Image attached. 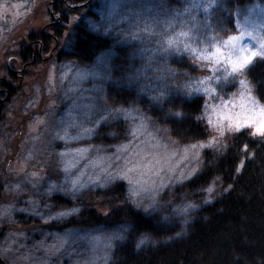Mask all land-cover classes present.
<instances>
[{
	"label": "rangeland",
	"instance_id": "1",
	"mask_svg": "<svg viewBox=\"0 0 264 264\" xmlns=\"http://www.w3.org/2000/svg\"><path fill=\"white\" fill-rule=\"evenodd\" d=\"M55 1L0 0V84L7 82L13 86V93L3 105L0 120V260L8 259L7 264H14L21 257L18 252L20 246L25 244L29 247L35 242L34 236L33 240L32 235L26 234L29 232L40 237L36 244L45 254H52L51 259L59 261L67 251L70 257L79 258L75 264H107L112 244L123 235L122 228L93 230L85 234L65 233V230L49 232L45 224L65 221L66 217L77 213L75 208L66 209L65 205L54 202L53 196H78L121 180L125 184L127 202L146 214L156 213L162 223L180 228L178 235H181L185 221L224 189L218 179L200 189L188 190L183 188V184L200 173L205 153L223 150L231 137L240 131L245 130L254 136V126L248 125L239 131L225 128L223 135L215 126L218 117L214 108L219 110L228 102L227 110L240 111L239 107H232L242 102L240 86L232 81L222 82L215 98L204 94L193 95L202 97V108L197 117L208 132L207 137L200 141L172 139L168 128L157 123L145 111L150 107L160 109V104L173 94L182 95L179 89L189 78L213 75L204 62L195 61L190 55L154 51L163 37L172 34L164 30L167 19L173 12H183L190 0H181L173 6H168L167 0H134L132 4L125 2L111 17L108 15L111 0H92L89 7L94 17L87 16V5L69 0L71 5L65 8L70 13V20L63 23L58 41L51 40L45 51L39 50V55L23 62L18 53L23 45H29L27 33L40 30L51 32L49 24L56 16L52 10ZM194 2L198 5L200 0ZM210 2L205 0V3ZM74 3L79 5L72 7ZM140 3L158 5L157 11L168 13L167 16L161 14L157 17L160 24L155 31L159 35L151 39H132L136 22L134 19H122L128 15L129 8L139 9ZM254 7L256 12L251 19L255 23L264 10V2L230 8L222 0L221 5L210 14L197 7L193 8L190 16L179 19L187 22L195 18L201 31L192 34L200 36L206 44L208 36L226 39L228 35L235 34L237 9L243 12ZM72 8L74 11L71 12ZM157 11L145 12L140 17L141 21L145 16H156ZM82 17L89 30L112 36L117 46L129 47L128 73L122 81L121 78L111 80V63L117 54L115 48L102 51L87 66H80L72 60L56 61L59 51L64 53L70 49L68 33L76 20ZM200 22L207 24L208 31L203 30L205 24ZM139 27H144L143 22ZM191 27L193 25L185 23L173 31H188ZM195 46L203 47V44ZM102 59L107 64L106 69L99 66ZM175 61H184L186 67H178L172 63ZM78 72H99L100 75L80 79ZM238 79H247L253 86L252 95L258 106L264 105L257 98L255 85L247 72ZM112 82H125L134 88L137 100L143 104L116 106L108 103L104 90ZM161 93L164 95L161 96ZM6 96L1 95L0 99ZM205 104L208 105L207 113ZM125 112L129 113L127 118ZM209 117L213 125H209ZM115 121H121L120 140H112L109 144L90 141L99 137L101 126ZM115 135L117 132L112 129L105 132V138L113 139ZM213 137L215 142L208 146ZM261 137L264 139V136ZM201 143L205 146L200 147ZM193 144L197 147L192 148ZM209 186L213 188L210 193L206 191ZM188 204L195 207L189 208L187 213L179 212ZM60 212L68 214L57 215ZM17 214L20 215L16 218ZM27 221L31 224L26 225ZM23 236L25 241H19ZM144 237L147 239L137 248L150 244L148 236L141 235L136 240V246ZM77 243L83 246L84 254L74 250Z\"/></svg>",
	"mask_w": 264,
	"mask_h": 264
},
{
	"label": "trees",
	"instance_id": "2",
	"mask_svg": "<svg viewBox=\"0 0 264 264\" xmlns=\"http://www.w3.org/2000/svg\"><path fill=\"white\" fill-rule=\"evenodd\" d=\"M91 1L78 0L83 6H88L87 16L94 17L89 7L92 5L89 4ZM180 1L167 0V3L168 6H173ZM255 2L264 0H225V5L234 8ZM54 3L52 10L56 16L49 24L51 32L40 30L27 33L29 45H23L18 53L23 62L39 55V50L45 51L51 40L57 42L62 35L63 23L69 22L70 13L65 8L71 5L68 4L69 0H56ZM75 3L72 7L79 5ZM68 34L70 49L64 53L59 51L56 55L57 62L65 59L87 66L102 51L115 48L117 54L111 63V80L121 78L122 81L127 77L128 46H117L112 36L89 30L83 17L76 20ZM172 63L180 68L186 67L184 61ZM247 76L255 85L257 98L264 102V60L255 62L247 71ZM0 87V96L8 95L7 98L0 99L1 120L3 105L13 93V86L1 82ZM104 95L108 103L116 106L143 104L137 100L136 90L125 82L110 83L106 86ZM201 108V96L186 98L184 95L173 94L160 104V109L150 107L144 110L157 123L168 128L172 139L200 141L208 134L197 119ZM175 113L182 115L177 116ZM120 122L101 126L98 129L99 137L90 141L98 140L109 144L112 140H120ZM110 129L117 132L113 139L105 138V132ZM205 157L200 173L185 182L183 188L200 189L218 179L224 189L209 204L200 206L191 219L185 221L181 235H178L180 228L162 223L156 213L146 214L127 202L124 196L125 184L121 180L85 191L78 196H53L54 202L65 205L66 209L75 208L77 213L66 217L65 221L47 223L44 227L52 233L65 230V233L71 231L84 234L93 230L122 228L123 235L112 244L107 264H264V139L243 130L231 137L223 150L205 153ZM1 189L0 181V191ZM25 224L31 223L27 221ZM26 234L32 235V238L34 236L35 242L29 247L25 244L20 246L18 252L21 257L14 264H75L79 260L70 257L67 251L61 260L51 259L52 254H45L36 244L40 237L29 232ZM141 235L148 236L150 244L137 248L136 240ZM22 240L25 241L24 236L19 239ZM75 246L74 250L84 254L83 246L78 243ZM7 260H0V264H7Z\"/></svg>",
	"mask_w": 264,
	"mask_h": 264
},
{
	"label": "snow or ice",
	"instance_id": "3",
	"mask_svg": "<svg viewBox=\"0 0 264 264\" xmlns=\"http://www.w3.org/2000/svg\"><path fill=\"white\" fill-rule=\"evenodd\" d=\"M125 2L132 4L134 0H111L109 5V17L112 16L117 9L122 7ZM138 2V0H137ZM222 0H211L210 3H205V0H200L197 5L194 0H190L188 7L184 9L183 12H173L171 16L167 19V27L165 31L172 32L171 35L165 36L161 39L158 49L154 51H162L165 53H176L183 55H190L193 60L204 62L208 67V70L213 73L211 76H205L203 78H189L186 80L182 87L179 89L180 93L186 98H191L193 95L204 94L211 96L213 98L217 95V88L222 82L232 81L238 83L240 86V98L241 104L232 107H239L240 111H229L228 102L224 103L223 108L213 111L216 113L218 119L216 121V127L220 129V135H223L225 128L228 130L239 131L241 128L253 125L254 132L253 135L264 136V105L258 106V102L252 95L253 86L247 79H238L243 76L255 63L257 59L264 60V10L260 13V18L257 22L252 21V16L256 12V8L247 9L242 12V10L237 9L235 16V27L236 33L228 35L226 39L219 38L217 36L206 37L208 43H204L200 36L193 35V32L201 31L200 25L197 20L193 18L190 21H183L179 19L182 16L191 15L193 8H200L205 14H210L213 9L219 7ZM258 7V6H257ZM159 6H148L143 3L139 4V9L133 7L128 9V15L122 17L125 21L134 19L136 22V31L132 34L131 38L135 40H140L143 38L151 39L153 36L159 35L155 31L156 27L160 24L157 17L161 14L168 15L166 12L157 11ZM157 11L156 16H145L144 20L141 21L140 17L145 13H151ZM246 13V14H245ZM143 22L144 27L140 28L139 24ZM185 23L193 25L188 31L175 32L173 29L178 25L183 27ZM205 24L204 31H208L207 24L205 22H200ZM216 41V43H212ZM203 44V47H197L195 45ZM143 51H149L144 49ZM103 68H107V64L104 63L102 59L100 65ZM150 67V65H146ZM223 73V75H221ZM80 79L86 78L88 75L99 76V72L91 73H77ZM215 85V86H213ZM161 96L164 93L160 94ZM153 99H159V97H153ZM208 111V105L205 104V112ZM125 117L129 115L125 112ZM177 116H181L182 113H175ZM200 119V117H197ZM209 125H213L212 119H208ZM88 131V130H86ZM135 131V130H133ZM216 138L213 137L209 142L208 146H211L215 142ZM203 143L200 147H204ZM192 148H196L197 145H191ZM239 170V169H237ZM195 171V170H193ZM75 184V181L73 182ZM207 192H212V186L206 189ZM135 195V193H133ZM211 199V197H209ZM195 207V205L188 204L183 208L179 209L181 213H187L188 209ZM71 211H76L72 209ZM68 213L60 212L57 215H66ZM147 237L141 239L137 247L143 244Z\"/></svg>",
	"mask_w": 264,
	"mask_h": 264
}]
</instances>
